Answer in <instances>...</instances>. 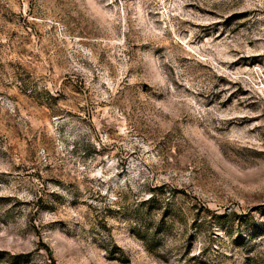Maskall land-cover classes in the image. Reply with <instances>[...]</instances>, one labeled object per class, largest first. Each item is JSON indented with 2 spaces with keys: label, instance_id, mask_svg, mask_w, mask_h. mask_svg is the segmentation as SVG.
<instances>
[{
  "label": "rangeland",
  "instance_id": "rangeland-1",
  "mask_svg": "<svg viewBox=\"0 0 264 264\" xmlns=\"http://www.w3.org/2000/svg\"><path fill=\"white\" fill-rule=\"evenodd\" d=\"M264 256V0H0V264Z\"/></svg>",
  "mask_w": 264,
  "mask_h": 264
},
{
  "label": "trees",
  "instance_id": "trees-1",
  "mask_svg": "<svg viewBox=\"0 0 264 264\" xmlns=\"http://www.w3.org/2000/svg\"><path fill=\"white\" fill-rule=\"evenodd\" d=\"M254 263L255 264H264V256L261 257V256H257L254 260Z\"/></svg>",
  "mask_w": 264,
  "mask_h": 264
}]
</instances>
